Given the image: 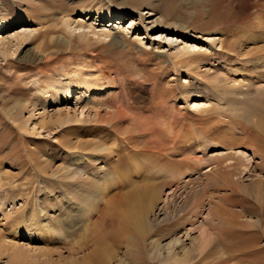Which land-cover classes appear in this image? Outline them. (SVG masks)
Masks as SVG:
<instances>
[{"label": "rangeland", "instance_id": "rangeland-1", "mask_svg": "<svg viewBox=\"0 0 264 264\" xmlns=\"http://www.w3.org/2000/svg\"><path fill=\"white\" fill-rule=\"evenodd\" d=\"M118 12L163 18L156 39L168 28L201 46L218 32L223 51L217 47L216 53L186 62L171 57L166 47L139 43L145 39L144 34L136 37L139 26L132 37L123 29L102 35L101 26ZM84 16L92 21L103 16L96 32L87 38L66 34L65 18ZM125 16L121 25L128 28L136 18ZM3 23L12 25L8 36L26 29L35 37L17 55L0 56V264H92L84 257L106 253L109 246L98 248L93 240L106 237L109 216H120L130 206L125 196L134 182L145 196L138 201L145 208L140 212L150 222L155 217L160 222L153 228L159 239L172 240L191 230L194 215L203 224L223 209L220 214L230 224L211 225L216 227L211 232L229 230L236 248L246 251L225 263L221 246L212 244L204 251L210 253L206 259L187 264H264V83L258 84L263 88L257 83L250 87L248 80L254 79L245 74L251 72L247 61L259 67L264 61V0H0V31ZM46 29L52 31L53 54L31 59L45 43L36 35ZM64 80L74 83L70 100L46 101L45 85ZM85 80L100 87L78 100ZM97 89L108 91L101 106L100 98L94 104L87 100ZM243 95L247 98L241 101ZM195 103L200 104L196 110ZM198 145L196 155L191 154ZM232 155L246 158L250 167L240 176L237 192H223L217 179L206 174L217 167L215 159ZM76 157L81 159L76 162ZM261 179L258 194L253 186ZM189 180L198 184L185 189ZM170 189L184 193L177 207ZM201 189L206 191L198 205L181 212L186 199ZM161 191L159 208L150 210ZM90 192L103 200L94 210ZM225 196L229 204L223 202ZM79 206L88 212L79 215ZM82 245L89 247L81 251ZM125 249L114 248L118 258Z\"/></svg>", "mask_w": 264, "mask_h": 264}, {"label": "bare ground", "instance_id": "bare-ground-1", "mask_svg": "<svg viewBox=\"0 0 264 264\" xmlns=\"http://www.w3.org/2000/svg\"><path fill=\"white\" fill-rule=\"evenodd\" d=\"M80 13L82 14V12H80ZM124 15L133 16L136 18V20L131 19L130 21H128V22H130V26H128V28H125L121 25L122 21L125 20V18L127 17V16L124 17ZM115 16H117V18H114V16H111L110 22L109 23L107 22L108 26L107 25L101 26L103 29V31H100V32H102V35L107 34V33H111L113 31H115L116 29L117 30L123 29L124 30L123 32H125L128 36L132 37L136 33V28L139 26V29L137 31H140L141 33L139 35H137L136 37L139 38V36L141 34L145 35V39L139 38V41H138L139 43L144 45V43H145L144 41L147 40L148 41L147 43H149L150 47H153L154 45H158L159 49H162V50L165 49V47H166L168 49V53H170V56L178 59L179 61L180 60L186 61L188 59H192L195 55H201V53L207 55V53H209V51H210V53L211 52L216 53L217 47H219V50H222L224 48L223 46L225 43L223 44L222 37L218 32L216 34H213V35L210 34V36H208L206 38V40L203 42V43H205V45L197 46L195 44L188 43L189 41L187 42L189 37L182 36L183 39H181L182 37L176 36V35H179L178 33H176V35L173 34L174 32L168 28L164 29L165 36L163 35L164 33H159V36L157 37L158 39L153 38L155 36V34L158 33L157 31H160L159 27L164 24V19L161 17L154 19L153 13H151V15L148 16V19L151 20L148 23H147L148 19L145 18L146 16H145V14H142V12H137V13H131L130 12L128 14H126L124 12L123 13L118 12L115 14ZM86 17L87 16L80 17V18H78L79 19L78 21H74L75 19L73 17L72 18L66 17L65 21H64V27H65L66 34H68L69 36H73L75 34V32L76 33L78 32L77 34L79 37L87 38V37H89V35L91 33H95L97 28H98L97 24H98L100 18L103 16L96 17L95 21H92L93 18H91L90 20H86ZM89 22H91V23H89ZM101 22H102V20L100 21V23ZM2 26H4V27L0 31V56L5 60H7V58H10L11 56L17 55L18 52L20 51V49L23 46H25L31 39H33L35 37V36L33 37L34 32H32L30 30L28 31L26 29L25 30L21 29L20 32H17L14 35L8 36V34H11L10 32L12 30V29L9 30L10 26H12L11 23L10 24L3 23ZM24 27H27V26H24ZM100 30H101V28H100ZM51 34H52L51 29L38 31V33L36 35V39L37 38L43 39V41H45V43L43 44L44 45L43 47H40V48L37 47L38 49L36 48V51L34 52V54L33 55L31 54L32 55L30 57L31 59L32 58L35 59L37 56H40L41 54L43 55L44 53H45L44 56L46 55V57H48L49 55L52 56V54H53L52 47H54V46L50 45L51 42H50L49 38H51V41L53 40L52 36L50 37ZM137 38H135V39H137ZM65 43H66V41H65ZM200 43H202V42H200ZM163 52L165 53V51H163ZM163 52H160V53H163ZM49 59H50V57H49ZM250 60L249 61L246 60L247 61L246 64H250L247 66L246 69H248V68L251 69V72L245 73V74H246V77H248L249 79H251V80L254 79L252 82L248 80V86L250 85V87H254L253 84L257 83V85H258V84H260V82L264 83V73L261 72V71H264V61L262 62L263 63L262 67H259L255 62H250ZM262 60H264V59H262ZM188 62H189V60H188ZM52 70H54V69H52ZM74 73H75V71H74ZM83 84H85L84 85L85 89L80 90V94H79L80 97L77 98L78 100H80V98L84 97L85 95L87 96L91 90L96 89L97 87H100L99 84L94 80H91V81L85 80L83 82ZM234 85H236V80L233 82V86ZM45 86L46 87L43 90V95H44L45 100L50 101V102H54V103H59V101L62 98H66V100H70V98L72 97L73 91H74L73 81L68 82V81L64 80L61 83H59V82H56L53 84L48 83ZM258 86L260 88H263V86H260V85H258ZM258 86L256 88H258ZM98 90L99 89H97V92L94 91V94L89 95L87 100H89L90 102L92 101L94 104V100L96 101L98 98H100V101H98V103L97 102L96 103L98 106H101L104 104V101H105L106 97L108 96L107 95L108 91L98 92ZM258 91H256V92H258ZM57 92H60L61 96H59V93H57ZM227 96H229V95H227ZM244 96H246V95H243V97ZM60 97H61V99H60ZM246 98L245 97L241 98V101L243 99H246ZM231 99H232V97H231ZM238 100H240V98H238ZM238 104H240V103L238 102ZM46 105H47V102H46ZM243 105L247 106V104H245V103ZM232 106H234V105H232ZM199 107H200L199 103H195L193 105L194 110L198 109ZM236 107L238 108V106L235 105L234 107H232V109L233 108L236 109ZM239 107H241V106H239ZM95 114L97 117L101 116V114L98 111ZM248 116L250 117V115H247V117ZM199 147L200 146L198 145L196 148L189 150V152L191 154L196 155L195 151L197 149L199 150L200 149ZM212 147H213V145H212ZM208 148H209V146H208ZM232 148L230 147L231 150H234ZM158 155L160 156V154H158ZM161 155H164V154H161ZM235 157H237V158H235ZM242 158H243V163L240 161ZM80 159H81V157H76L74 160L77 162ZM215 160L218 161V165L215 169H212V170L210 169L211 171L208 170L211 173L209 175L206 174L207 178L211 179V177H213V178L217 179L216 185H217V187L219 186L218 190H223V192H224V190H226V191L229 190V192L231 191L232 193H234L240 187V182L242 179L241 177L243 175H245L246 171L250 167L249 161L246 160V158H244V157H240V156L238 157L235 155H232L230 157H223L222 159H219V157H218ZM196 161L200 162V159L197 157ZM244 162H246V163L248 162V164H244ZM178 173L180 175V172H178ZM180 176H182V175H180ZM180 180H184V177L183 178L180 177ZM262 180L263 179L258 180L256 182L254 181L255 183H254L253 188H254L255 192H257L258 194L260 192V187L262 188V184H263ZM189 181H191V182L190 183L188 182V184H185V185H187L185 187V189H187L189 184L190 185L191 184H193V185L198 184L197 181H193V180H189ZM216 185H215V187H216ZM130 186L128 187L129 193L125 196V198H127L126 200L129 201V203H127V205H130V206L128 208H123V211H122L123 213L120 212V216L118 215L117 217H114V218L109 216L108 230L110 227L111 228L109 231L107 230L108 233L105 237L107 241H105V238H101V237H95V239L93 240L97 244L98 248L107 244L109 247H106L107 248L106 253H103L101 255L100 252H95L96 250L94 249L95 251L92 250L93 253L95 252L94 254H91V252H89L84 257V258H86L88 256V259L91 260L92 264H113V262H116V264H187V263H189L192 260L197 259V258L206 259L207 256L210 255V253L206 252L207 254H204V251L205 250L207 251L206 248L208 246H211L212 244H215L216 246H221V249H222L221 250V253H222L221 261H223L225 263H231L230 261H232L234 259V257H236L239 254H241V255L246 254V251H239L236 248V246L234 245V243L232 242V239H234V233L230 232L227 229H226L227 231L222 229V231L221 232L219 231L218 234L215 233L216 230H215V232L213 231V233L211 232L212 227H214L211 225L218 224V225L223 226L226 223L230 224L231 221L229 220V218L226 219L222 216V214H220L223 209L221 210V212H218L216 214L212 212L213 215H216L215 218H214V216H210V214H209L206 217V220H204L205 222L203 224H199L198 220H197L198 217L196 218L197 215H194L193 217L195 218V223L191 226V230L188 231L185 229V230L181 231L180 234L177 231L176 233L179 234V237L173 238L172 240H170L171 238L167 240L166 236L163 238V240L159 239L158 238L159 234L154 233V230L156 229L155 227L159 226L160 222H158V223L156 222V221H158L156 217H155V220H152L153 222H150L149 221L150 218L148 219L146 217V215L144 216L143 213L140 212V210L145 209V208H143V209L139 208L140 203H138V201L140 199H143L145 197L144 193H142V191L140 190L142 188L141 185L134 182ZM183 187L184 186H182L181 188H183ZM175 188L177 190L178 187H175ZM208 188H206V189H208ZM185 189L184 190L181 189V191L183 190L182 192H184V191H186ZM206 189H204V190L206 191ZM176 190L170 189V191H169V197L171 198L172 203H174L175 207L178 206L177 201L180 198H183V195H184V193L183 194L181 193L180 195H178V192H176ZM201 190H202L201 193L197 192V191H199V190H197V191L193 192V195L190 198L186 199L185 205H183L179 208L181 210V212L185 211V208L189 205H192V206L198 205L200 197L202 195H205L204 190L203 189H201ZM160 193L162 194L163 192L162 191L158 192L153 197L154 200H153L152 206H150L151 207L150 210L154 211V210H157L159 208L158 204H159L160 199H161ZM261 195H263V194H261ZM90 196L92 197L91 199L95 201V203H93V205L91 206V208H92L91 210H94L95 207L98 205L96 203H99L101 201L103 202V200L100 201L99 197L97 195L93 196V193H91V192H90ZM226 198H227V196L224 197L223 202H225L226 204H229V203H227ZM263 198H264V196H263ZM223 205H225V204H223ZM70 206H71V204H68L67 208L70 209ZM111 209H113V208H111ZM165 209L166 210L168 209L167 205L163 208V210H165ZM84 210H85V207L79 206V208L77 210L78 214L84 215L85 213L88 212V211L86 212V210L84 212ZM87 210H89V209H87ZM226 211H227V209H226ZM107 212H110V211H107ZM222 213H224V212H222ZM225 213L227 214V212H225ZM193 217H191V218H193ZM107 219H108V217H107ZM234 221H236V220H234ZM87 223H88V220H87ZM49 225L47 226L48 228L50 227ZM221 226H219V227H221ZM153 228H155V229L153 230ZM215 228L216 227H214L213 230ZM221 228H219V230ZM182 229H180V230H182ZM174 234L172 236H176ZM194 234H198V236L194 237ZM188 242H189V244H188ZM122 245H126L124 256L122 255V257L120 256L118 258V254L114 250V248L120 249V247ZM130 246H131V248H130ZM88 247H89L88 245H82V247H80V250L81 251L87 250ZM94 247H95V245H94ZM132 247H136L135 250L133 249L134 251H136V256L133 257L134 260L132 259L133 261H131V258H130V252L132 251ZM13 248H16V247H13ZM89 264H91V263H89Z\"/></svg>", "mask_w": 264, "mask_h": 264}]
</instances>
